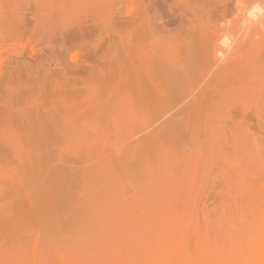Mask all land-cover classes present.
Returning <instances> with one entry per match:
<instances>
[{"label":"rangeland","instance_id":"obj_1","mask_svg":"<svg viewBox=\"0 0 264 264\" xmlns=\"http://www.w3.org/2000/svg\"><path fill=\"white\" fill-rule=\"evenodd\" d=\"M258 9L0 0V264H257ZM217 35L221 60L188 75V47Z\"/></svg>","mask_w":264,"mask_h":264},{"label":"bare ground","instance_id":"obj_2","mask_svg":"<svg viewBox=\"0 0 264 264\" xmlns=\"http://www.w3.org/2000/svg\"><path fill=\"white\" fill-rule=\"evenodd\" d=\"M248 1H250V0H248ZM236 3V2H235ZM250 4H252V3H250ZM254 8V7H253ZM249 10V9H248ZM224 11H225V9H222V11H221V13H222V15H224ZM243 11V10H242ZM240 13V12H239ZM244 13H245V11H244ZM249 14V13H248ZM221 15V16H222ZM235 15H236V13H235ZM237 16V15H236ZM242 16H243V14H242ZM238 21V20H237ZM244 21H245V18H244ZM199 22V21H198ZM240 22V21H239ZM243 22V21H242ZM194 23V22H193ZM200 23V22H199ZM232 23V22H231ZM244 23H248V25L246 26V29L248 30V33H250V32H252L253 30H259V28H260V30H261V28H263L264 27V13L261 11V10H253V11H251V13H250V18H247L246 19V21L244 22ZM230 24V23H229ZM233 24V23H232ZM243 24V23H242ZM246 24H244V26H245ZM232 26H234V25H232ZM236 26V25H235ZM201 28V27H200ZM227 28V27H226ZM243 28V27H242ZM235 29V28H234ZM217 30V29H216ZM194 31H196V30H194ZM246 31V30H245ZM193 32V31H192ZM219 32V31H218ZM189 33H190V31H189ZM217 33V32H216ZM191 34H195V35H197L196 33H191ZM212 34V33H211ZM189 35V34H188ZM213 35V34H212ZM182 36H186V35H182ZM218 36V35H217ZM201 37V36H200ZM206 38V37H205ZM202 39V38H201ZM200 40V39H199ZM218 40H219V36L216 38V39H214V41H213V44L211 45V46H207V42H206V45H205V43H203V42H201V44L200 43H198V47H197V43H195L192 47L190 46V47H188V51L189 52H187L190 56L188 57V61H187V63H186V61L185 60H183V58H182V60L183 61H185V63L187 64V67L185 68V67H183V69H185V71H186V73L188 74V75H190V74H192L193 72H195V71H198V73L202 70H204L205 69V67L207 68V67H209L210 68V66H209V59L212 57V64L214 65V63H213V60H214V62H215V64H217L216 62H218V60H221V55H223V54H221V53H223L221 50L223 49L219 44H218ZM216 42V43H215ZM226 42V41H225ZM210 43V42H209ZM188 45V44H187ZM228 45V44H227ZM231 45V44H230ZM235 45V44H234ZM233 45V46H234ZM187 47V46H186ZM186 50V49H185ZM231 50V49H230ZM191 51V52H190ZM217 52V53H216ZM191 53V54H190ZM186 55V54H185ZM220 55V56H219ZM163 56H164V54H163ZM224 57V56H223ZM164 58H169L168 56L167 57H165L164 56ZM159 59H161V58H159ZM163 59V58H162ZM169 59H171V58H169ZM165 60V59H164ZM172 60V59H171ZM187 60V59H186ZM211 60V59H210ZM216 60V61H215ZM223 60V59H222ZM227 60V59H226ZM225 60V61H226ZM181 61V60H180ZM183 61H182V63H183ZM169 62H171V61H169ZM168 62V64H171V63H169ZM158 63V62H157ZM163 63H165V62H163ZM174 63V62H173ZM167 64V63H166ZM166 64H165V66H166ZM181 64V63H180ZM159 66V65H158ZM169 66V65H168ZM167 66V67H168ZM181 66V65H180ZM180 66H178L179 67V70L180 71H183L182 69H180ZM184 66V65H183ZM215 66V65H214ZM171 67H172V65H171ZM164 68V67H163ZM167 69H169V68H167ZM166 69V70H167ZM208 69V68H207ZM171 70H173V68L172 69H169V73H171L172 75H176L175 73H174V71L176 72V69L175 70H173V71H171ZM156 71H158V69L156 70ZM162 71V70H161ZM161 71H159V72H161ZM202 71L200 72L201 74H202ZM209 71H210V69H209ZM162 73V72H161ZM166 73L167 72H165V75H166ZM169 73H167V74H169ZM163 74V73H162ZM171 74H169V75H171ZM179 74V73H178ZM177 74V75H178ZM182 74V73H181ZM185 73H184V77H185ZM160 76H163V77H165L164 75H160ZM182 76V75H181ZM172 77V76H171ZM170 77V78H171ZM175 77V76H174ZM177 77V76H176ZM179 77V76H178ZM183 77V78H184ZM187 77V76H186ZM155 78H157V77H155ZM166 78H167V76H166ZM203 78V77H202ZM149 79H150V77H149ZM164 79V78H163ZM168 79H169V77H168ZM174 80H175V78H173ZM177 79V78H176ZM182 79V78H181ZM185 79V78H184ZM169 80H171V79H169ZM157 81V80H156ZM163 81V80H162ZM172 81V80H171ZM178 81V80H177ZM186 81V80H185ZM174 82V81H173ZM172 82V83H173ZM189 82H190V80H189ZM154 83H155V81H154ZM167 83V82H166ZM175 83V82H174ZM162 84V83H161ZM168 84V83H167ZM177 84V83H176ZM187 84V83H186ZM169 85H171V84H169ZM173 85V84H172ZM171 85V86H172ZM175 85V84H174ZM168 86V85H167ZM177 86H178V84H177ZM166 87V86H165ZM168 88V87H167ZM175 88V86L173 87V89ZM160 89V88H159ZM172 89V90H173ZM181 89H182V87H181ZM161 90V89H160ZM164 90V89H163ZM168 90V89H167ZM175 90V89H174ZM184 90V89H183ZM165 91V90H164ZM178 91V90H177ZM190 92H191V90H189ZM183 92V91H182ZM188 92V91H187ZM164 93H166V91L164 92ZM162 94H163V92H162ZM184 94V93H183ZM186 95H188V94H186ZM168 96V95H167ZM189 96V95H188ZM179 97V96H178ZM177 98V97H176ZM257 250L259 251V254H260V260H259V262L257 263V264H264V241H262L261 243H260V245L257 247ZM244 264H254V262L252 261V259H249V260H247V262L246 263H244Z\"/></svg>","mask_w":264,"mask_h":264}]
</instances>
